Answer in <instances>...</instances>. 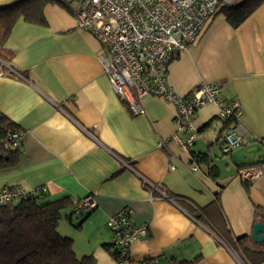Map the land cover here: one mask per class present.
Returning <instances> with one entry per match:
<instances>
[{
    "label": "crops",
    "instance_id": "0c3cea01",
    "mask_svg": "<svg viewBox=\"0 0 264 264\" xmlns=\"http://www.w3.org/2000/svg\"><path fill=\"white\" fill-rule=\"evenodd\" d=\"M19 1L0 0V9ZM44 17L40 25L19 19L5 44L10 62L0 59V117L26 134L16 164L0 171V188L46 186L43 198L63 201L58 232L79 259L117 264L104 248L107 223L129 208L132 222L148 227L130 248L132 264H262L264 243L252 231L264 223V2L238 27L220 11L168 69L182 97L206 83L239 102L247 144L228 154V123L215 105L195 113L199 137L189 152L172 142L159 149L176 131L174 105L147 96L145 114H134L112 89L102 44L59 0ZM253 165L260 176L243 181L239 171ZM88 196L96 208L76 214Z\"/></svg>",
    "mask_w": 264,
    "mask_h": 264
},
{
    "label": "built area",
    "instance_id": "2783aa9c",
    "mask_svg": "<svg viewBox=\"0 0 264 264\" xmlns=\"http://www.w3.org/2000/svg\"><path fill=\"white\" fill-rule=\"evenodd\" d=\"M238 0H59L76 18L78 27L89 32L104 48L101 59L114 93L128 104L136 115H144L140 101L147 96L164 99L176 109V131L158 143L164 149L170 142L183 152L196 144L199 131L195 128V113L208 105L218 108L219 117L233 123L223 135V153H231L247 144V129L241 122V110L236 100L221 98V87L201 83L188 97L178 95L168 83V69L191 43L203 33L207 23L221 9L235 5ZM10 141L18 148L25 132L11 133ZM171 165L170 170H175ZM199 167L195 165L194 171ZM261 174L258 166L239 171L245 182L256 180ZM162 197L159 187L152 186ZM46 186L30 191L23 188L0 189V205L42 196ZM96 208L92 196L80 201L74 208L84 214ZM132 210H121L108 220L112 245L121 253L120 264H132L131 246L148 236L147 225H136L131 220ZM143 264H158L144 262ZM249 264V263H243ZM264 264V262L262 263Z\"/></svg>",
    "mask_w": 264,
    "mask_h": 264
},
{
    "label": "trees",
    "instance_id": "16d2710c",
    "mask_svg": "<svg viewBox=\"0 0 264 264\" xmlns=\"http://www.w3.org/2000/svg\"><path fill=\"white\" fill-rule=\"evenodd\" d=\"M54 1L22 0L0 9V59L3 62H10L5 55V44L18 20L23 18L28 23L44 24V8ZM263 2L246 0L234 9L225 7L221 11L224 10L233 27H238ZM226 122L227 128L233 123L232 120ZM20 131L18 125L10 119L4 115L0 117V171L16 164L21 146L13 147L9 136ZM45 195L0 205V264H98L94 256L77 258L72 240L62 237L58 232L63 201L40 205L38 201ZM104 248L118 264L121 253L112 243Z\"/></svg>",
    "mask_w": 264,
    "mask_h": 264
},
{
    "label": "water",
    "instance_id": "95a60500",
    "mask_svg": "<svg viewBox=\"0 0 264 264\" xmlns=\"http://www.w3.org/2000/svg\"><path fill=\"white\" fill-rule=\"evenodd\" d=\"M255 243H264V223H255L252 231Z\"/></svg>",
    "mask_w": 264,
    "mask_h": 264
},
{
    "label": "rangeland",
    "instance_id": "374dc122",
    "mask_svg": "<svg viewBox=\"0 0 264 264\" xmlns=\"http://www.w3.org/2000/svg\"><path fill=\"white\" fill-rule=\"evenodd\" d=\"M38 202H39L40 205L48 203V201L45 198H40Z\"/></svg>",
    "mask_w": 264,
    "mask_h": 264
}]
</instances>
